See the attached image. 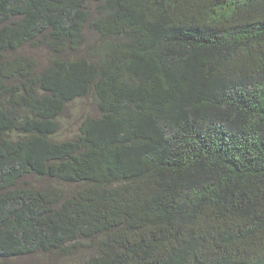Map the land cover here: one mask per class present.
I'll return each mask as SVG.
<instances>
[{
    "label": "trees",
    "instance_id": "obj_1",
    "mask_svg": "<svg viewBox=\"0 0 264 264\" xmlns=\"http://www.w3.org/2000/svg\"><path fill=\"white\" fill-rule=\"evenodd\" d=\"M0 264H264V0H0Z\"/></svg>",
    "mask_w": 264,
    "mask_h": 264
},
{
    "label": "rangeland",
    "instance_id": "obj_2",
    "mask_svg": "<svg viewBox=\"0 0 264 264\" xmlns=\"http://www.w3.org/2000/svg\"><path fill=\"white\" fill-rule=\"evenodd\" d=\"M85 108H88V107H86V104H84V103H77L71 108V110L69 112V116H67L63 120V126H64L63 129H65V131H64L65 134L69 130L70 131L76 130L77 121L80 118V116H81V114Z\"/></svg>",
    "mask_w": 264,
    "mask_h": 264
}]
</instances>
